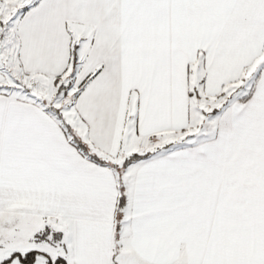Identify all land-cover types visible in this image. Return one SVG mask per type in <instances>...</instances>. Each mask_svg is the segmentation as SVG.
Returning a JSON list of instances; mask_svg holds the SVG:
<instances>
[{
  "label": "snow or ice",
  "instance_id": "snow-or-ice-1",
  "mask_svg": "<svg viewBox=\"0 0 264 264\" xmlns=\"http://www.w3.org/2000/svg\"><path fill=\"white\" fill-rule=\"evenodd\" d=\"M0 264H264V0H0Z\"/></svg>",
  "mask_w": 264,
  "mask_h": 264
}]
</instances>
